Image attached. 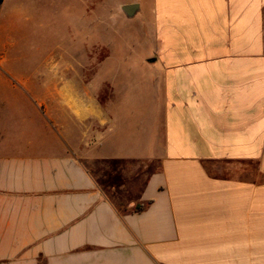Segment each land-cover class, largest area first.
<instances>
[{"label": "crops", "instance_id": "crops-1", "mask_svg": "<svg viewBox=\"0 0 264 264\" xmlns=\"http://www.w3.org/2000/svg\"><path fill=\"white\" fill-rule=\"evenodd\" d=\"M19 1L0 3V29L32 18ZM129 4L154 43V56L132 63L143 99L103 108L76 78L62 91L53 60L20 90L0 74L30 105L11 127V103H0V140L25 130L0 153V264H264V0ZM140 159L158 166L134 213L117 210L84 164Z\"/></svg>", "mask_w": 264, "mask_h": 264}, {"label": "rangeland", "instance_id": "rangeland-1", "mask_svg": "<svg viewBox=\"0 0 264 264\" xmlns=\"http://www.w3.org/2000/svg\"><path fill=\"white\" fill-rule=\"evenodd\" d=\"M123 1L126 0H59L54 5L49 0L24 1L23 11L32 16L29 22L17 18V28L0 29V74L20 90L23 85L26 87L24 79L50 74L52 67H48L47 62L53 60L54 64L58 63L54 68L58 66L62 91H66L71 79L76 78V88L89 89L94 101L103 108L111 103L133 102V96L143 99L140 97L144 90L142 80L139 77L141 85L137 87L134 81L138 79L131 73L138 65L132 63L154 56V43L148 18L137 14L126 16L121 9ZM13 3L20 5L21 1L10 0L7 6ZM4 67L12 74H6ZM158 76L157 94L161 92ZM43 83L44 87L52 86L51 80ZM12 88L8 83L0 87V103L6 100L11 103L9 107L16 118L8 126L16 127L26 120L22 121L19 116L29 114L26 106L30 105L22 94L16 100L9 93ZM66 99L60 98L61 102ZM155 100L158 122L160 96ZM64 110L55 113L61 126L67 128L68 115ZM86 126L90 135L103 130L95 119L88 120ZM6 131V138L0 140V153L14 151L24 138L25 130L21 125ZM84 164L107 199L121 211L134 208L129 206L136 203L146 178L158 166L157 161L147 159L85 161Z\"/></svg>", "mask_w": 264, "mask_h": 264}, {"label": "water", "instance_id": "water-1", "mask_svg": "<svg viewBox=\"0 0 264 264\" xmlns=\"http://www.w3.org/2000/svg\"><path fill=\"white\" fill-rule=\"evenodd\" d=\"M137 8L138 6L136 4H129V5L122 6L121 9L125 13L126 16L132 17L135 15Z\"/></svg>", "mask_w": 264, "mask_h": 264}, {"label": "trees", "instance_id": "trees-1", "mask_svg": "<svg viewBox=\"0 0 264 264\" xmlns=\"http://www.w3.org/2000/svg\"><path fill=\"white\" fill-rule=\"evenodd\" d=\"M3 0H0V3ZM116 208V207H115ZM145 208L144 204H136L135 207L133 209L130 210V212L134 213V212H140ZM117 209V208H116ZM118 210V209H117ZM124 211H126V209H124Z\"/></svg>", "mask_w": 264, "mask_h": 264}]
</instances>
